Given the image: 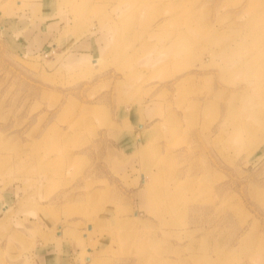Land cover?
<instances>
[{"label": "rangeland", "instance_id": "rangeland-1", "mask_svg": "<svg viewBox=\"0 0 264 264\" xmlns=\"http://www.w3.org/2000/svg\"><path fill=\"white\" fill-rule=\"evenodd\" d=\"M66 253L264 264V0H0V264Z\"/></svg>", "mask_w": 264, "mask_h": 264}, {"label": "crops", "instance_id": "crops-1", "mask_svg": "<svg viewBox=\"0 0 264 264\" xmlns=\"http://www.w3.org/2000/svg\"><path fill=\"white\" fill-rule=\"evenodd\" d=\"M141 125H142V124H141ZM140 128L143 129L144 126L142 125V127H140ZM143 136H144V134H141V138L138 139L139 142H141V140L143 141V139H144ZM1 207H2V209H5L6 206H5V204H4V205H1ZM63 257H64V259H65V258H67V257H69V256H68L67 253H66L65 255H62V257H57V256H52V255H51V257H50L49 260H51L52 258H59L58 260H56V264H65V262H64V263H60V262H59V260H64ZM88 258H89V257H88ZM89 259H90V258H89ZM69 262H70V257H69ZM69 262L66 263V264H69Z\"/></svg>", "mask_w": 264, "mask_h": 264}, {"label": "bare ground", "instance_id": "bare-ground-1", "mask_svg": "<svg viewBox=\"0 0 264 264\" xmlns=\"http://www.w3.org/2000/svg\"><path fill=\"white\" fill-rule=\"evenodd\" d=\"M256 18H259V17H256ZM247 63H248V66H247V68H252L253 66H254V61H247ZM242 66H239L238 68L240 69ZM237 96H239L238 98H240V96L241 95H237ZM246 103V105H248L249 104V101H246L245 102ZM206 221V220H205ZM210 221V220H209ZM207 223V222H206ZM198 225V224H197ZM206 225V224H205Z\"/></svg>", "mask_w": 264, "mask_h": 264}]
</instances>
